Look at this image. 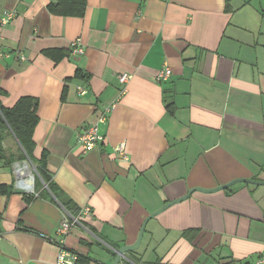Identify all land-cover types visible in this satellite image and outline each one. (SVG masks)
Masks as SVG:
<instances>
[{
    "label": "crops",
    "instance_id": "obj_1",
    "mask_svg": "<svg viewBox=\"0 0 264 264\" xmlns=\"http://www.w3.org/2000/svg\"><path fill=\"white\" fill-rule=\"evenodd\" d=\"M86 1L79 18L52 14L56 0H0V19L15 14L0 22V103L38 100L34 157L52 187L39 175L36 195L21 194L0 161V185L13 187L0 197V264H57L63 247L113 264L145 219L191 189L264 182V0ZM165 67L171 79L158 84ZM94 124L104 142L85 152L78 139ZM121 143L128 161L115 155ZM18 147L3 143L6 156ZM63 203L91 210L64 239ZM259 260L264 186L240 183L151 219L119 264Z\"/></svg>",
    "mask_w": 264,
    "mask_h": 264
},
{
    "label": "trees",
    "instance_id": "obj_2",
    "mask_svg": "<svg viewBox=\"0 0 264 264\" xmlns=\"http://www.w3.org/2000/svg\"><path fill=\"white\" fill-rule=\"evenodd\" d=\"M86 0H56V3L49 5V11L54 15L64 17H83L86 12ZM38 100L30 97L21 98L14 107L6 108L0 103V161L6 166H11L15 162L29 159L37 168L38 174L43 179L47 187L52 191L45 165L38 164L34 157L35 141L34 133L38 125L37 116ZM15 137L18 150L15 153L5 155L3 143L8 137ZM13 187L0 185V197L11 192ZM37 189V179L35 190ZM65 210L72 216L77 217L80 210H71L66 204H62ZM83 262L86 261L83 259Z\"/></svg>",
    "mask_w": 264,
    "mask_h": 264
},
{
    "label": "built area",
    "instance_id": "obj_3",
    "mask_svg": "<svg viewBox=\"0 0 264 264\" xmlns=\"http://www.w3.org/2000/svg\"><path fill=\"white\" fill-rule=\"evenodd\" d=\"M15 17V14L12 12H6L0 19L1 25H8ZM85 53L84 43L82 38H77L71 43V55L73 57H81ZM172 71L169 67L162 69L156 76V82L158 84L166 83L171 79ZM133 76L128 74H123L118 76L120 84L127 86ZM126 89L123 90V93H126ZM85 93V92H82ZM105 116L103 115L99 122H104ZM104 142V137L99 133L98 124H94L87 129L83 130L79 136L78 144L81 146L85 152H90L97 148L101 143ZM115 155L120 161H128V155L126 154V145L121 143L115 148ZM29 160H24L21 162H15L12 166L13 174L15 176L14 189L15 191L25 194V195H36L35 191V182L36 176L30 170ZM91 210L88 207H85L80 211L77 217L72 216L67 212V215L63 218L59 228L58 235L64 239L69 236L73 230L82 226V218L85 215L90 214ZM263 260H259L257 264H262ZM57 264H85L83 258L78 255L76 252L69 250L63 247L60 251Z\"/></svg>",
    "mask_w": 264,
    "mask_h": 264
},
{
    "label": "water",
    "instance_id": "obj_4",
    "mask_svg": "<svg viewBox=\"0 0 264 264\" xmlns=\"http://www.w3.org/2000/svg\"><path fill=\"white\" fill-rule=\"evenodd\" d=\"M240 183H248V184H252V185H256V186H264V182H258V181L252 180V179H237V180L231 181V182H229V183H227L225 185L217 187L215 189H202V188L191 189L183 197L167 203L162 209H160L159 211H157L156 213L152 214L147 219H145V221H144V223L142 225V228L140 230V233H139L137 241L133 245H127V246H124V247L120 248L117 251L116 258H115L113 264H119L121 259L125 258L126 254L132 253V252L137 251L139 249L148 222L151 219H153L156 216H158L159 214H161L164 211H166L168 208L172 207L175 204H178V203H181V202L187 200L194 192L215 193V192H219V191L228 189V188H230V187H232V186H234L236 184H240Z\"/></svg>",
    "mask_w": 264,
    "mask_h": 264
},
{
    "label": "rangeland",
    "instance_id": "obj_5",
    "mask_svg": "<svg viewBox=\"0 0 264 264\" xmlns=\"http://www.w3.org/2000/svg\"><path fill=\"white\" fill-rule=\"evenodd\" d=\"M12 151L15 152V150L12 149ZM29 160V159H27ZM29 166H30V170L34 173V175L36 176V179L39 177V174H38V171H37V168L35 167V165L29 160ZM15 181V180H14Z\"/></svg>",
    "mask_w": 264,
    "mask_h": 264
}]
</instances>
